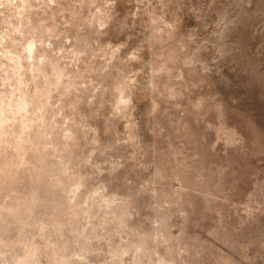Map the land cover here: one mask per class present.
Masks as SVG:
<instances>
[{"label":"clouds","instance_id":"9594fccd","mask_svg":"<svg viewBox=\"0 0 264 264\" xmlns=\"http://www.w3.org/2000/svg\"><path fill=\"white\" fill-rule=\"evenodd\" d=\"M230 6L0 0V264L264 262V122L219 90L264 100V0L225 43Z\"/></svg>","mask_w":264,"mask_h":264},{"label":"rangeland","instance_id":"374dc122","mask_svg":"<svg viewBox=\"0 0 264 264\" xmlns=\"http://www.w3.org/2000/svg\"><path fill=\"white\" fill-rule=\"evenodd\" d=\"M259 0H252V8H255ZM231 6L227 7L224 12V23L222 28L224 29L223 34L220 36L221 39L225 40L227 43V36L228 33L237 28L241 19V13L238 11H234L238 0H230ZM251 11V9H249ZM213 20L215 17L212 18ZM210 23V21H209ZM215 31L214 28L210 27L208 32L205 33L202 29H199L196 33L198 40L197 44L200 48H203L205 44L202 41H212L213 40V32ZM249 36H251V31H249ZM264 40V24H257L255 26V39L252 41V48L255 49L256 45L261 43ZM211 47L210 44L207 45ZM193 55L208 60L209 62L212 59L213 53L201 52L199 49L193 50ZM227 74V73H226ZM229 79L232 80L230 85L227 87L221 86L219 90L223 93L224 98L231 103L233 100L236 101V106H246L248 107L257 121L264 122V100H261L259 94L255 90H250L244 87V80L245 77H238L233 79L231 76ZM256 264H264L259 258L256 260Z\"/></svg>","mask_w":264,"mask_h":264}]
</instances>
